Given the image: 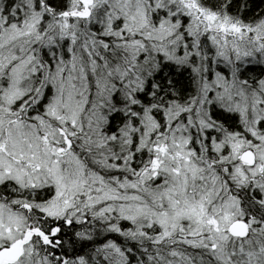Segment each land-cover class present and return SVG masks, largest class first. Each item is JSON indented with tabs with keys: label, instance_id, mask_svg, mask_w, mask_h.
<instances>
[{
	"label": "snow or ice",
	"instance_id": "1",
	"mask_svg": "<svg viewBox=\"0 0 264 264\" xmlns=\"http://www.w3.org/2000/svg\"><path fill=\"white\" fill-rule=\"evenodd\" d=\"M0 264H264V0H0Z\"/></svg>",
	"mask_w": 264,
	"mask_h": 264
}]
</instances>
